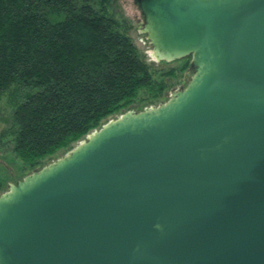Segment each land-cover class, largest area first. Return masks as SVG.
Wrapping results in <instances>:
<instances>
[{
	"label": "water",
	"instance_id": "water-1",
	"mask_svg": "<svg viewBox=\"0 0 264 264\" xmlns=\"http://www.w3.org/2000/svg\"><path fill=\"white\" fill-rule=\"evenodd\" d=\"M194 76L0 195V264H264V0H137Z\"/></svg>",
	"mask_w": 264,
	"mask_h": 264
},
{
	"label": "trees",
	"instance_id": "trees-1",
	"mask_svg": "<svg viewBox=\"0 0 264 264\" xmlns=\"http://www.w3.org/2000/svg\"><path fill=\"white\" fill-rule=\"evenodd\" d=\"M110 4L0 0V99L9 96L14 106L0 138L13 136L14 154L32 171L72 150L142 92L154 101L167 88L109 14Z\"/></svg>",
	"mask_w": 264,
	"mask_h": 264
},
{
	"label": "rangeland",
	"instance_id": "rangeland-1",
	"mask_svg": "<svg viewBox=\"0 0 264 264\" xmlns=\"http://www.w3.org/2000/svg\"><path fill=\"white\" fill-rule=\"evenodd\" d=\"M108 11L109 14L113 15L120 22L128 36L133 40L143 58L151 67L154 78L159 81H164L167 84V88L162 96L154 101L147 99V93L142 92L141 96L133 105L127 108V110L121 111L104 120V125L120 118L129 111L139 113L147 108L159 107L167 103L171 99L172 93L185 89L194 76V70L191 66L192 58L190 59V66L188 68H183L188 58L173 62L158 61L155 58L152 45L147 36L142 32L144 17L137 0H111ZM170 73L173 75H170ZM13 112L14 106L10 102V97L4 96L0 99V136L4 130L11 128ZM87 137L76 143L72 150L87 140ZM13 146V136L11 134L2 141L0 138V195L8 192L11 185L17 184L35 172L26 167L24 162L16 157L13 152ZM72 150H63L55 156L45 159L42 162V166L37 168V171L65 157Z\"/></svg>",
	"mask_w": 264,
	"mask_h": 264
}]
</instances>
